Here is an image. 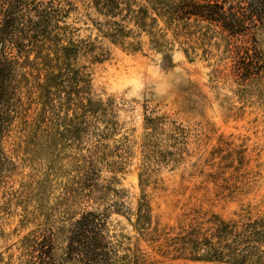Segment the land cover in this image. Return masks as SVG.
Wrapping results in <instances>:
<instances>
[{
  "label": "rangeland",
  "instance_id": "obj_1",
  "mask_svg": "<svg viewBox=\"0 0 264 264\" xmlns=\"http://www.w3.org/2000/svg\"><path fill=\"white\" fill-rule=\"evenodd\" d=\"M196 1L0 0V264H88L87 212L91 264H264V19Z\"/></svg>",
  "mask_w": 264,
  "mask_h": 264
},
{
  "label": "trees",
  "instance_id": "obj_2",
  "mask_svg": "<svg viewBox=\"0 0 264 264\" xmlns=\"http://www.w3.org/2000/svg\"><path fill=\"white\" fill-rule=\"evenodd\" d=\"M191 1V0H190ZM255 5H254V4ZM250 3L254 5V17L247 16L245 13V7L236 6H225L223 1H196L190 2L187 5L180 7L179 12L184 14V17L194 15L200 19H205L211 22L218 23L219 26L228 31L231 34L237 35L241 38L243 46L247 42L245 39L248 38V28L250 24H254L253 19L257 15V18L264 19V0H254ZM12 6L10 1L7 2V6ZM10 14L7 15L6 25H10ZM183 17V15H180ZM9 21V22H8ZM245 30V31H244ZM249 60V59H248ZM2 58H0V63ZM252 63L249 65L247 70L251 71ZM3 67H0L2 71ZM104 221L101 216L93 212H87L78 219L73 226L71 231L70 243L67 247L68 253L76 254L77 256L83 257L88 264L96 261L93 255L101 256V251L107 247L106 236L103 231ZM90 248V249H88ZM88 250H90V256H88ZM43 254L45 253L42 251ZM48 259H41L39 264H53L51 261L53 258L47 256ZM50 260V261H49ZM101 259L97 258L99 262ZM96 261V262H97Z\"/></svg>",
  "mask_w": 264,
  "mask_h": 264
}]
</instances>
